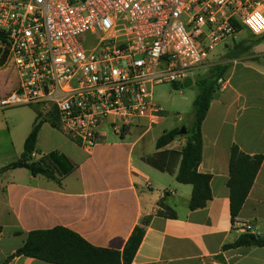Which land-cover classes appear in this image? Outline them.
<instances>
[{
	"label": "crops",
	"instance_id": "crops-1",
	"mask_svg": "<svg viewBox=\"0 0 264 264\" xmlns=\"http://www.w3.org/2000/svg\"><path fill=\"white\" fill-rule=\"evenodd\" d=\"M241 43L250 49L227 62L230 68L224 87L215 93L202 125L203 157L198 171L212 177V199L202 209L189 208L191 185L178 183L175 175L144 161L159 151L156 144L152 153L140 145L143 133L135 142L124 138L107 142L105 129L102 142L91 153L82 149L83 155L67 137L45 150L44 126L60 132L49 122L55 116L42 115L37 106L8 110L28 108V115L0 110V169L21 157L37 118L45 121L37 150L44 155L57 151L76 165L62 186L26 169L0 175V264L25 244L30 232L56 227L77 233L95 247L122 253L148 217L145 235L130 264H264V248L224 249L243 234L264 238V161L236 223L230 212L231 149L238 146L247 155L264 157V38L250 34ZM238 45H229L234 46L232 53ZM18 85L14 68L0 66V99ZM32 117L29 124L27 118ZM185 143L186 137L180 136L163 150L181 151ZM161 200L175 218L157 215ZM249 224L251 231L241 229ZM7 264L51 263L17 256Z\"/></svg>",
	"mask_w": 264,
	"mask_h": 264
},
{
	"label": "built area",
	"instance_id": "built-area-1",
	"mask_svg": "<svg viewBox=\"0 0 264 264\" xmlns=\"http://www.w3.org/2000/svg\"><path fill=\"white\" fill-rule=\"evenodd\" d=\"M243 30L264 38V0H0L1 66L19 77L0 110L40 107L87 153L107 128L144 136L164 119L153 88L184 83Z\"/></svg>",
	"mask_w": 264,
	"mask_h": 264
},
{
	"label": "trees",
	"instance_id": "trees-1",
	"mask_svg": "<svg viewBox=\"0 0 264 264\" xmlns=\"http://www.w3.org/2000/svg\"><path fill=\"white\" fill-rule=\"evenodd\" d=\"M249 49V47L244 48L241 43L235 48L236 51L230 54V58H237ZM3 61L4 58L0 59V66ZM229 68L228 64L217 65L210 70L208 77L196 82L198 95L193 104L194 117L187 128V135L182 136L186 137V143L181 151L163 150L180 137L181 128H175L165 132L158 139L157 154L144 158V161L154 169L175 175L178 183L193 187L189 205L192 211L205 208L212 199V177L198 171L203 157L202 125L214 95L220 89V81H223ZM174 87L178 88L176 84ZM55 117L49 122L57 127ZM44 123L45 121L36 119L31 133L25 140L21 157L0 169V175L9 170L26 169L35 177L43 176L62 186L64 178L76 170V165L65 155L57 151L44 155L37 150L39 134ZM34 154L41 157L37 159ZM263 161L262 155H247L238 146H233L231 149L227 185L230 191V212L233 223H236V218L242 211ZM158 206L160 208L157 212L158 216L176 217L163 200L158 203ZM150 219L151 217L145 218L143 226L135 229L122 253L95 247L77 233L64 227H56L30 232L25 244L3 264H7L17 256L34 258L51 264H130L143 240L145 227ZM241 247L264 248V238L243 234L234 243L226 245L224 249Z\"/></svg>",
	"mask_w": 264,
	"mask_h": 264
},
{
	"label": "rangeland",
	"instance_id": "rangeland-1",
	"mask_svg": "<svg viewBox=\"0 0 264 264\" xmlns=\"http://www.w3.org/2000/svg\"><path fill=\"white\" fill-rule=\"evenodd\" d=\"M249 32L247 30H243L236 40V43H230V45H238L239 42L245 40L249 37ZM81 39L82 41L85 39ZM88 39V38H87ZM234 46L228 47H220L217 51H215L206 64L201 67L199 70L194 72L191 75L193 79V85L189 88L183 87V83L176 84L178 88L174 87V84L165 83L162 85H157L153 88V94L155 100L161 107L165 110L163 114L164 119L161 124L155 126L150 133L145 135V138L142 142H140L141 146H146L148 152H154L155 144L158 138H160L165 132L171 131L175 128H182L183 126L186 129L189 127L194 117V101L198 95V88L196 82L198 80L204 79L210 75V70L217 65H225L230 58L231 51L234 49ZM30 110L28 108H23L21 110L8 111V113L12 114H20L28 115ZM28 117V116H27ZM35 120V119H34ZM29 124L33 122V117L31 120L27 118ZM44 126V125H43ZM43 128V127H42ZM107 130V142L120 141L121 137L112 135L111 132ZM143 133V129L140 127H133L131 132L124 137L123 140L135 142L138 137ZM65 136L61 131L55 132L49 125H45L42 131V148L48 150L52 146H54L58 141H64ZM69 143L72 147H75L80 153L85 154L82 148L73 140L68 138Z\"/></svg>",
	"mask_w": 264,
	"mask_h": 264
},
{
	"label": "water",
	"instance_id": "water-1",
	"mask_svg": "<svg viewBox=\"0 0 264 264\" xmlns=\"http://www.w3.org/2000/svg\"><path fill=\"white\" fill-rule=\"evenodd\" d=\"M193 79L192 78H188L184 83H183V87L185 88H189L193 85ZM180 136H185L187 135V129L185 126H183L180 130V133H179Z\"/></svg>",
	"mask_w": 264,
	"mask_h": 264
}]
</instances>
